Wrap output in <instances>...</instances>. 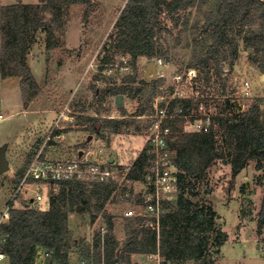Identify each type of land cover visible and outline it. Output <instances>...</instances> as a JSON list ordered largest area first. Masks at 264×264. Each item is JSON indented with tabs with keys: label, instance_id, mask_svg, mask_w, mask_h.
Returning <instances> with one entry per match:
<instances>
[{
	"label": "rangeland",
	"instance_id": "rangeland-1",
	"mask_svg": "<svg viewBox=\"0 0 264 264\" xmlns=\"http://www.w3.org/2000/svg\"><path fill=\"white\" fill-rule=\"evenodd\" d=\"M95 1L98 7L87 18L84 8L75 5L64 18L63 24L53 21V16L49 13L41 14V28L32 30L33 42L27 56V63L40 87V92L34 99L27 100L23 96L20 76L3 77L0 74V149L7 147L6 156L10 165L8 172L0 173V220L18 188L32 154L60 120L59 125L68 134V143L62 150L77 155L78 151L86 149L88 145L103 148L107 155L115 158L114 166L120 170L119 183L100 212L97 206L101 202L91 193L94 182L85 183V209L80 207V210L78 208L72 211L69 218L73 239L79 244L83 242L94 245L98 234L104 233L108 228L107 219L111 216L114 223L113 234L118 242L117 252L120 253L134 229L130 227L131 221L125 216V212L136 208L135 202L122 192L128 188L123 178L144 149L150 126L149 116L154 114L159 102L167 104L178 90H184L188 96H197V89L202 88V96L218 97L222 101L229 97L232 104H237L238 109L245 110L254 100L264 99V74L250 63L251 50L240 40L237 43L231 41L234 40V35L226 45L227 53L220 54V58L225 59L221 77L214 66H189L195 55L194 39L202 34V29L183 31V22L188 17L190 27L203 24L208 11L207 6H196L173 19L162 15L161 21L165 29L160 34V43L167 52L162 57L164 59L168 56L171 65L158 67L154 79L149 81L145 74L148 63L156 59L140 58L134 65L133 59L127 56L134 67V76L138 80L143 77L149 83L157 81L158 88L152 102L146 104L144 97L148 95L144 86L140 82L130 85L132 92L122 93L123 106L118 107L116 96L102 97L98 93L107 86L113 87L109 85L111 82L97 73L98 65L90 71L88 67L93 60L99 64L104 58L102 48L128 0ZM16 2L17 0H0V11ZM22 2L31 5L40 3L39 0ZM202 38H198V41H202ZM49 43L50 49L47 48ZM237 45L238 55H235L234 48ZM1 49L0 35V51ZM115 82L118 84L116 87L121 86V82ZM246 82L250 83L248 89L245 88ZM138 89L143 91L136 96ZM142 95L145 96L141 100ZM210 104L209 110L216 114L218 110L215 104ZM88 118L126 120L131 124L130 130L126 133L103 128L92 132L87 129ZM227 162V157L219 158L208 169L206 177L201 180L202 184L199 185V181H196V186L201 190L200 198L217 212L218 225L229 237L223 246L210 247L215 264H264V234L257 233L263 188L257 183L259 173L256 171V163L249 162L237 177H233L231 166ZM36 191L43 194V200L34 206L47 210L52 196L47 186H29L15 207L21 208L24 204H29ZM69 257L70 264H83L78 245L72 247ZM131 262L157 264L158 261L136 253L131 255ZM185 264L194 263L188 261Z\"/></svg>",
	"mask_w": 264,
	"mask_h": 264
},
{
	"label": "trees",
	"instance_id": "trees-1",
	"mask_svg": "<svg viewBox=\"0 0 264 264\" xmlns=\"http://www.w3.org/2000/svg\"><path fill=\"white\" fill-rule=\"evenodd\" d=\"M39 2L38 5H31L17 0L14 5L5 6L0 11V74L3 77L20 76L22 94L27 100L34 99L40 92L39 84L27 63V56L33 42L32 30L41 28V14L49 13L53 21L63 24L64 18L75 5L84 8L86 18L98 7L95 0ZM196 6H207L208 11L203 24L190 27L188 17L183 22V31L202 29V34L194 39L195 55L189 66H214L221 77L225 59H221L220 54L227 53L228 42L237 43L240 40L251 50L250 63L264 74V0H128L102 48L105 53L102 61L108 63L117 55L130 56L136 65L140 58H163L167 52L160 43V34L165 29L162 15L173 19ZM232 35L235 38L230 41ZM200 37H203L202 41H198ZM238 47L234 48L235 55H238ZM47 48H51L50 43ZM164 59L169 61L170 58L167 56ZM139 82L148 95H142L141 100L145 96L146 104L151 103L156 96L157 81L149 83L143 77L139 80L136 76L129 77L121 86H107L98 93L102 97L118 96L127 91L130 93V85ZM143 89L136 90L135 95L139 96ZM201 91L202 88H198L197 96L168 102L170 113L180 112V117L169 120L168 125L173 139L170 148L179 170L181 185L178 199L169 205L161 217L159 232L130 220L133 233L125 243L124 250L118 253V242L113 234L114 223L112 217L108 216V228L105 233L98 234L94 245L79 244L73 239L69 218L72 211L80 207L85 209L87 185L74 181L52 194L47 210L30 202L10 210L0 237V251L8 256L9 264H36L40 251L50 253L54 264H70V250L77 245L85 264H132L131 255L136 253L146 256L159 254L161 264H185L188 261L215 264L210 247L223 246L229 237L218 225L217 212L200 198L201 190L196 186V181L201 185L208 169L222 157L228 158L233 177H237L249 162L256 163L259 173L257 183L263 188L257 233L264 234V99L254 100L242 110L238 109L237 104H232L229 97L222 101L218 97L202 96ZM201 103L207 106L215 104L218 110L213 116L211 130L208 133L185 132L187 120L184 116L192 114ZM166 105L160 103L161 108ZM87 120V129L92 132L113 128L115 132L127 133L131 125L126 120ZM146 151L145 147L127 171L128 179L139 180L143 177L148 158ZM117 185L93 183L91 193L101 202L97 206L98 212ZM126 191L122 190L124 195Z\"/></svg>",
	"mask_w": 264,
	"mask_h": 264
},
{
	"label": "built area",
	"instance_id": "built-area-1",
	"mask_svg": "<svg viewBox=\"0 0 264 264\" xmlns=\"http://www.w3.org/2000/svg\"><path fill=\"white\" fill-rule=\"evenodd\" d=\"M156 67H168L170 61L163 58L156 59ZM100 76L116 86L115 81L125 82L127 78L134 77V68L127 56H120L108 63L101 60L96 64L95 60L88 67L94 69ZM250 83H245L248 89ZM189 96L184 90H178L173 99H187ZM155 107L154 114L149 116L150 126L144 148H147V163L144 167L143 177L139 180H131L124 176L128 188L125 196L130 197L135 203L133 210L125 212L129 220L138 222L147 229L160 230V220L169 205L176 202L180 193L179 170L172 156L170 143L173 142L169 120L180 117V112L170 113L168 103L165 107ZM211 106L201 103L197 110L190 115H185L187 120L184 125L185 132L208 133L213 126ZM60 120L54 124L42 144L36 148L29 164L14 191L11 202L0 220V237L2 226L8 221L9 213L29 186L48 187L49 194H56L66 184L74 181L86 183L96 182L100 184H117L120 179V170L115 168L112 157L107 155L103 148L87 146L77 152L70 154L62 147L68 143V134L60 125ZM131 168V167H130ZM128 168L127 171L130 170ZM127 173V172H126ZM26 187V188H25ZM26 189L25 191L23 189ZM24 191V192H23ZM43 200V194L36 191L35 197L30 198L32 204H39ZM105 233V232H104ZM150 260H157L161 264L162 258L159 254L147 255ZM0 264H9L8 256L0 251ZM36 264H54L52 256L48 252L40 251ZM85 264V262H83ZM117 264H124L118 262Z\"/></svg>",
	"mask_w": 264,
	"mask_h": 264
},
{
	"label": "water",
	"instance_id": "water-1",
	"mask_svg": "<svg viewBox=\"0 0 264 264\" xmlns=\"http://www.w3.org/2000/svg\"><path fill=\"white\" fill-rule=\"evenodd\" d=\"M150 74H153V76L151 77ZM156 74H157V67H156L155 62L154 61L149 62L147 65V72L145 74L146 79L151 81L152 79L155 78ZM115 102L118 107H122L123 102H124V95L120 94L116 96ZM6 148L7 147L4 146L3 148L0 149V173L1 174L8 172L10 169L9 161L7 160V156H6ZM80 209L81 208H79V210Z\"/></svg>",
	"mask_w": 264,
	"mask_h": 264
},
{
	"label": "crops",
	"instance_id": "crops-1",
	"mask_svg": "<svg viewBox=\"0 0 264 264\" xmlns=\"http://www.w3.org/2000/svg\"><path fill=\"white\" fill-rule=\"evenodd\" d=\"M111 160L115 162V158L114 159L112 158Z\"/></svg>",
	"mask_w": 264,
	"mask_h": 264
}]
</instances>
